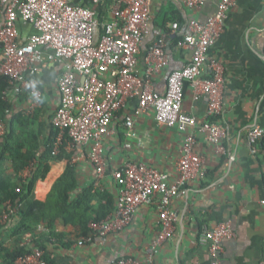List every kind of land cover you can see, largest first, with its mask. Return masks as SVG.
Returning a JSON list of instances; mask_svg holds the SVG:
<instances>
[{"label":"crops","instance_id":"obj_1","mask_svg":"<svg viewBox=\"0 0 264 264\" xmlns=\"http://www.w3.org/2000/svg\"><path fill=\"white\" fill-rule=\"evenodd\" d=\"M76 2L92 7L88 0ZM109 2L113 0H104L103 4ZM218 2L203 0L202 6L188 8L181 0H151L136 73L149 80L153 93L164 95L168 75L191 61V52L181 45L188 23L191 20L206 23L216 14ZM110 8L101 12L105 20L111 16ZM173 24L178 25L176 30ZM18 29L22 43L34 34L28 24L20 23ZM162 36H166L164 52L168 65L159 73L148 74L145 58ZM208 59L225 67L223 111L217 120L224 127L226 137L219 144H211L196 130L187 132L194 137L195 151L202 158L207 175L204 180L190 183L183 196L172 200L171 209L177 214L174 233L158 248L153 264H210L208 249L198 243L200 229L204 225L214 229L225 221L232 223L234 237L222 244V263L264 264V206L260 204L264 199V138L255 144L248 141L250 130L264 129V0L236 1L224 32L208 51ZM2 63L0 51V69ZM62 72L63 65L47 61L44 54L34 79L41 92L38 104L19 86L9 85L6 95L12 114L26 116L32 122L37 140L35 163L49 166L45 178L34 186L33 197L39 202L46 200L67 164L65 158L48 163L41 157L54 132L51 121L60 103L57 82ZM209 75L206 63L203 77ZM193 96L186 82L182 112L203 123L208 119L207 102L204 98L194 100ZM136 110L137 100L129 99L116 114L110 134L104 140L106 170L101 178L88 159V147H71L65 142V153L76 167L78 186L74 197L92 186L115 202L118 187L113 172L128 162L156 168L170 183L177 180L184 134L157 123L152 111L137 115ZM126 118L133 120V138L126 136ZM126 144L131 147L126 148ZM6 167L11 175L9 162ZM30 176L24 169L17 177L28 180ZM158 214L157 198L137 210L129 227L84 246L77 245L81 237L76 226H65L58 220L54 226L57 238L45 243V247L55 264H109L122 258L143 262L146 250L160 230ZM38 231L45 233L46 229L42 226ZM30 244L31 237L27 236L22 245Z\"/></svg>","mask_w":264,"mask_h":264},{"label":"built area","instance_id":"obj_2","mask_svg":"<svg viewBox=\"0 0 264 264\" xmlns=\"http://www.w3.org/2000/svg\"><path fill=\"white\" fill-rule=\"evenodd\" d=\"M77 0H0V51L3 63L0 76L10 86L28 92L35 105L41 98L35 77L43 62H59L63 72L57 82L59 107L51 124L58 131L53 154L59 153L64 142L86 146L88 159L98 178L105 174L104 140L116 114L127 100H137L136 114L152 111L157 123L184 134L177 165L178 178L170 183L160 170L128 162L113 172L118 191L114 212L104 220L91 222L87 237L77 245L84 246L129 227L137 210L158 198L159 233L146 250L145 261L132 258L114 259L109 264H153L158 248L174 233L177 214L171 209L173 199L183 196L186 187L206 178L202 158L195 151L194 137L187 132L196 130L211 144L225 137L224 127L217 120L223 111L225 67L208 59V51L224 32L229 14L237 0H219L216 14L206 23L191 20L181 45L191 52V61L167 77L164 95L152 92L149 80L136 73L137 56L150 19L151 0H113L110 18L101 21L97 7L104 0H88L92 7ZM188 8L202 6L203 0H181ZM28 24L34 34L20 41L19 24ZM172 28L176 30L177 24ZM96 32L98 37L96 38ZM166 36L158 39L145 58L148 74H156L168 65L164 52ZM206 63L210 75L203 77ZM189 83L194 100L207 102V120H197L182 112L183 86ZM127 138H133V120L126 118ZM6 126L0 123V137ZM264 138V129L255 127L248 141L255 144ZM126 144V148H130ZM31 174L33 165L26 169ZM16 193H21L20 189ZM264 206V199L260 201ZM22 208L11 200L1 205L0 223L5 226ZM234 237L232 223L225 221L214 229L202 226L198 243L208 249L210 264H223V242ZM15 264H47L37 248L18 258Z\"/></svg>","mask_w":264,"mask_h":264},{"label":"trees","instance_id":"obj_3","mask_svg":"<svg viewBox=\"0 0 264 264\" xmlns=\"http://www.w3.org/2000/svg\"><path fill=\"white\" fill-rule=\"evenodd\" d=\"M112 2L100 3L97 7L98 18L102 11L110 8ZM101 13V14H100ZM98 32H96V38ZM10 86L6 77L0 76V123L6 126V135L0 137V214L1 205L6 201H18L22 204L19 212L5 225H0V264H15L18 258L28 255L37 248L43 252L47 264H55L47 252L45 243L57 238L54 233L56 221L62 220L65 226H76L81 238L90 233L88 225L91 222L104 220L114 212L115 202L104 193L95 191L92 186L85 188L74 197L77 190L76 167L71 163V157L66 155L65 142L59 153L53 154V147L58 131L54 132L48 141L42 159L48 163L67 161L64 173L54 183L44 202L34 199L35 184L45 178L49 166H38L36 161V136L32 132V122L26 116L12 114L11 105L6 100ZM10 163L11 175H8L6 163ZM33 165L30 178L23 180L17 177L24 169ZM20 189L21 193H16ZM46 229L45 233L38 231L39 227ZM27 236L31 237L30 245H22Z\"/></svg>","mask_w":264,"mask_h":264}]
</instances>
